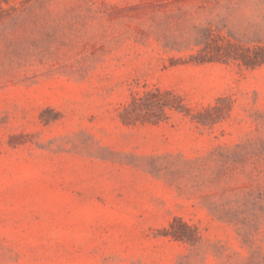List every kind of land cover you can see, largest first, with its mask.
I'll return each instance as SVG.
<instances>
[{
  "label": "rangeland",
  "instance_id": "obj_1",
  "mask_svg": "<svg viewBox=\"0 0 264 264\" xmlns=\"http://www.w3.org/2000/svg\"><path fill=\"white\" fill-rule=\"evenodd\" d=\"M0 264H264V0H0Z\"/></svg>",
  "mask_w": 264,
  "mask_h": 264
}]
</instances>
